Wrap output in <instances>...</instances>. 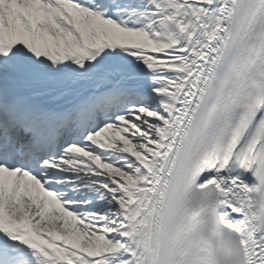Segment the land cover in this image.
<instances>
[{
    "label": "snow or ice",
    "instance_id": "6c2138e0",
    "mask_svg": "<svg viewBox=\"0 0 264 264\" xmlns=\"http://www.w3.org/2000/svg\"><path fill=\"white\" fill-rule=\"evenodd\" d=\"M0 264H264V0H0Z\"/></svg>",
    "mask_w": 264,
    "mask_h": 264
}]
</instances>
